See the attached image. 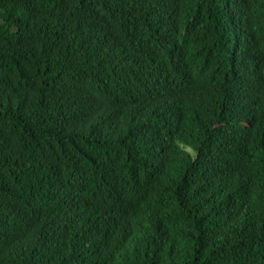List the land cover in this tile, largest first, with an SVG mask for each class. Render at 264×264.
<instances>
[{
	"label": "trees",
	"instance_id": "16d2710c",
	"mask_svg": "<svg viewBox=\"0 0 264 264\" xmlns=\"http://www.w3.org/2000/svg\"><path fill=\"white\" fill-rule=\"evenodd\" d=\"M0 264H264V0H0Z\"/></svg>",
	"mask_w": 264,
	"mask_h": 264
}]
</instances>
